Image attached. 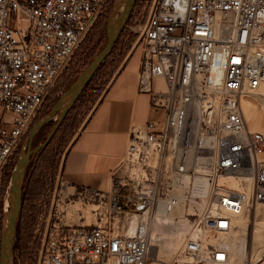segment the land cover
Segmentation results:
<instances>
[{"label":"built area","instance_id":"built-area-1","mask_svg":"<svg viewBox=\"0 0 264 264\" xmlns=\"http://www.w3.org/2000/svg\"><path fill=\"white\" fill-rule=\"evenodd\" d=\"M108 1L0 0V235L6 168ZM139 44L161 115L131 125L106 188L74 189L96 222L57 217L36 264H146L156 217L183 224L176 262L231 264V218L264 200V133L241 105L264 83V0H153Z\"/></svg>","mask_w":264,"mask_h":264},{"label":"rangeland","instance_id":"rangeland-1","mask_svg":"<svg viewBox=\"0 0 264 264\" xmlns=\"http://www.w3.org/2000/svg\"><path fill=\"white\" fill-rule=\"evenodd\" d=\"M119 1H108L92 30L71 56L32 126L51 108L59 96L104 47L107 41L106 26L108 20L120 12ZM152 1L135 0L126 25L109 57L105 59L87 87L80 93L46 146L31 154L22 184V202L16 220L13 264H36L44 229L47 224L50 225L54 220H58L57 217H61L63 223L73 225H92L96 222L90 211L91 206L81 203L75 195V188L63 181L61 174L63 156L68 143L89 115L121 61L135 42L139 41ZM259 112L264 114L262 110ZM56 118L57 115L37 133L32 140L31 148L44 142ZM247 124L249 125L248 122ZM26 136L6 168L9 172L7 178H10L21 150L25 149ZM254 210L256 215L253 213ZM245 215L234 222L230 239V263L243 264L252 259L256 264H264V201L258 203ZM181 234L182 232L178 229L176 231L167 230L153 238L154 252H151L146 264H180L176 262V249L180 244ZM156 257L160 262L155 261Z\"/></svg>","mask_w":264,"mask_h":264},{"label":"crops","instance_id":"crops-1","mask_svg":"<svg viewBox=\"0 0 264 264\" xmlns=\"http://www.w3.org/2000/svg\"><path fill=\"white\" fill-rule=\"evenodd\" d=\"M141 46L129 50L108 85L68 143L62 164L63 181L70 187L106 188L110 172L124 154L129 129L158 118L150 107V94L138 91ZM162 87V80L152 82Z\"/></svg>","mask_w":264,"mask_h":264},{"label":"water","instance_id":"water-1","mask_svg":"<svg viewBox=\"0 0 264 264\" xmlns=\"http://www.w3.org/2000/svg\"><path fill=\"white\" fill-rule=\"evenodd\" d=\"M135 0H120L121 7L117 16L108 20L106 26L107 41L104 47L96 54L87 67L80 72L71 85L59 96L51 108L32 126L25 139V149L21 150L16 164L10 175V190L8 195V210L5 214L3 227L0 235V264H13L14 234L16 220L22 202V184L25 171L31 154L46 146L55 131L59 127L68 111L72 108L80 93L98 70L102 62L112 51L122 29L126 25ZM57 115L56 122L46 135L44 142L31 148L33 138L41 128L49 123Z\"/></svg>","mask_w":264,"mask_h":264},{"label":"bare ground","instance_id":"bare-ground-1","mask_svg":"<svg viewBox=\"0 0 264 264\" xmlns=\"http://www.w3.org/2000/svg\"><path fill=\"white\" fill-rule=\"evenodd\" d=\"M246 98H248V99H242L241 100V105H242L245 120L249 123V127L251 129L260 130V131H263V133H264V114L259 112L261 110L264 111V83L260 86V88L258 89L257 92H255L254 94L247 95ZM92 207H94V206H91V208ZM253 213H254V215H256L255 210ZM245 214L246 213L231 218L230 231L224 237V240H225L227 246L229 247V261H230V248H231L230 239H231V235H232L233 228H234V222H235V220H237L239 218H243L244 216H246ZM182 227H183V224L180 222H176V223L170 222L169 223V222H167V220L165 218L156 217L152 223V226H151V238L153 240V238H156L157 235L163 234L167 230L176 231L178 229L179 232H182ZM152 244H153V246H155L154 243H152ZM151 252L152 253L154 252V248H152ZM260 260H262V259H260ZM155 261L160 262V260L157 257H156ZM244 263L256 264V262L252 261V259H249L248 261H245Z\"/></svg>","mask_w":264,"mask_h":264},{"label":"trees","instance_id":"trees-1","mask_svg":"<svg viewBox=\"0 0 264 264\" xmlns=\"http://www.w3.org/2000/svg\"><path fill=\"white\" fill-rule=\"evenodd\" d=\"M101 14H102V13H101ZM101 14H100V15H101ZM98 18H99V17H98ZM98 18H97V19H98ZM96 21H97V20H96ZM95 23H96V22H95ZM95 23H94V25H95ZM94 25L92 26V28L94 27ZM92 28L89 30V32L92 30ZM89 32H88V33H89ZM88 33H87V34H88ZM87 34H86V35H87ZM85 37H86V36H85ZM83 40H84V39H83ZM116 42H117V41H116ZM115 44H116V43H115ZM114 46H115V45H114ZM113 49H114V47H113ZM113 49H112V50H113ZM111 52H112V51H111ZM111 52H110V54H111ZM110 54H109V55H110ZM109 55H108L107 57H109ZM104 61H105V60H104ZM104 61H103V62H104ZM103 62H102V63H103ZM101 65H102V64H101ZM101 65H100V67H101ZM98 69H99V68H98ZM95 73H96V72H95ZM95 73H94V74H95ZM93 76H94V75H93ZM93 76H92V77H93ZM91 79H92V78H91ZM91 79H90V80H91ZM88 83H89V82H88ZM88 83H87V84H88ZM85 87H87V85H86ZM84 89H85V88H84ZM84 89H83V90H84ZM44 126H45V125H44ZM44 126H43V127H44ZM43 127H42V128H43ZM42 128H41V129H42ZM6 174H7L6 176H9V172L6 171Z\"/></svg>","mask_w":264,"mask_h":264}]
</instances>
